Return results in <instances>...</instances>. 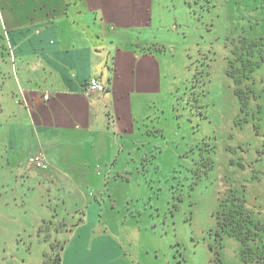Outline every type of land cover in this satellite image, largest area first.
<instances>
[{"label": "crops", "instance_id": "obj_1", "mask_svg": "<svg viewBox=\"0 0 264 264\" xmlns=\"http://www.w3.org/2000/svg\"><path fill=\"white\" fill-rule=\"evenodd\" d=\"M0 6L2 264H54L57 257L59 264H126L113 237L118 226L108 219L128 216L130 185L142 184L139 170L165 137L174 68L149 48L161 43L155 31L166 29L164 4L0 0ZM91 78L104 92L85 94ZM40 152L46 171L27 162ZM253 178L261 184L264 165ZM23 247V255L7 252Z\"/></svg>", "mask_w": 264, "mask_h": 264}, {"label": "rangeland", "instance_id": "obj_2", "mask_svg": "<svg viewBox=\"0 0 264 264\" xmlns=\"http://www.w3.org/2000/svg\"><path fill=\"white\" fill-rule=\"evenodd\" d=\"M160 1L163 44L149 48L175 74L165 147L130 185L128 216L108 219L118 252L126 264H264V180L253 178L264 165V0Z\"/></svg>", "mask_w": 264, "mask_h": 264}, {"label": "built area", "instance_id": "obj_3", "mask_svg": "<svg viewBox=\"0 0 264 264\" xmlns=\"http://www.w3.org/2000/svg\"><path fill=\"white\" fill-rule=\"evenodd\" d=\"M85 94L91 95L94 93H102L105 90L104 85L98 78H91L84 87ZM27 162L29 165L35 167L40 171H46L49 168L48 161L43 153H36L28 157Z\"/></svg>", "mask_w": 264, "mask_h": 264}, {"label": "snow or ice", "instance_id": "obj_4", "mask_svg": "<svg viewBox=\"0 0 264 264\" xmlns=\"http://www.w3.org/2000/svg\"><path fill=\"white\" fill-rule=\"evenodd\" d=\"M161 163H163V161H161ZM79 264H95V262L90 261V260H83V261H80Z\"/></svg>", "mask_w": 264, "mask_h": 264}, {"label": "trees", "instance_id": "obj_5", "mask_svg": "<svg viewBox=\"0 0 264 264\" xmlns=\"http://www.w3.org/2000/svg\"><path fill=\"white\" fill-rule=\"evenodd\" d=\"M60 260H59V257H57L56 259H55V263L54 264H59L60 262H59Z\"/></svg>", "mask_w": 264, "mask_h": 264}]
</instances>
